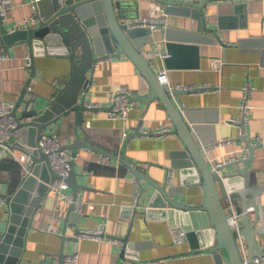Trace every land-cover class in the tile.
I'll use <instances>...</instances> for the list:
<instances>
[{
    "label": "crops",
    "instance_id": "1",
    "mask_svg": "<svg viewBox=\"0 0 264 264\" xmlns=\"http://www.w3.org/2000/svg\"><path fill=\"white\" fill-rule=\"evenodd\" d=\"M237 2L247 3L245 17L234 13L233 5ZM32 3L33 0H0V9H5L6 13L0 24V35L1 25H5L8 31L0 39L8 55L0 64V101L16 105L28 85L30 92L53 98L65 86L71 73L69 60L63 55L49 53L51 48L32 47L23 38L19 41L8 39L15 31L30 29L23 23L34 15L38 16V9L34 10ZM123 5L128 15L126 24L155 17L164 18L166 24L163 27L174 28V32L197 31L195 21L167 15L163 5L156 0H124ZM205 11L207 26L217 28L219 37L216 36L212 43H199L196 56L194 52L183 54L175 66L167 68L163 62L167 55L159 43V56H148L155 71L166 75L168 88L181 92L175 98L177 107L202 127L207 145L202 144L201 148L209 166L237 156L238 160H243L242 151L246 147L242 140L243 132L231 121L242 118L239 106L244 101L245 90H248L247 120L241 124H244L248 142L263 145L257 147L254 161L248 166L252 172L257 171L264 183V0H215ZM222 17L224 28L219 25ZM37 26L38 20L32 28ZM156 40L160 37L157 36ZM28 57L32 66L28 65ZM88 78L86 105L98 103L100 108L94 111L86 109L80 124L77 113H69L44 133L60 136L63 146H70L79 136L88 135L94 142L119 150V158L124 150L148 178L173 188L175 201L201 205L204 192L199 174L193 168H182L185 159L181 155L184 150L179 138L143 133L160 129L165 124L171 128L158 101H134L127 123L110 120L106 116L111 92L127 87L132 90V97L137 99L147 93L146 81L135 64L125 56L112 55L98 61ZM30 92H27L26 99L34 97ZM43 97L37 101L47 105L48 101ZM22 111L21 107L18 116ZM130 134L136 135L128 141ZM34 140L33 135H23L20 130L18 137L7 145L6 154L0 147L1 236L9 228L7 199L31 174L25 168L30 155L25 148ZM68 151L72 153V150ZM100 158L101 153L97 151L78 149L74 169L79 173L77 181L81 190L78 194L83 201L81 211L75 210L69 215L71 204L49 190L30 217L25 249L18 264H63L64 261L59 259L62 236L65 238V256L76 254L78 264H215L211 254L192 251L179 231L180 225L170 220L171 207L167 209L161 204L150 206L155 193L153 186L138 180L132 170L121 166L120 159L110 158L101 162ZM235 162L224 165V172L237 173L245 169L242 164L235 166ZM238 180V184L243 186V179ZM137 182L141 190L135 202ZM33 189L32 196H38L37 186ZM65 191L74 194L71 188ZM174 214L181 215L179 211ZM250 217L254 218L253 208ZM100 226L109 236L124 240V245L77 240L78 230H95ZM257 242L264 247V236L257 237Z\"/></svg>",
    "mask_w": 264,
    "mask_h": 264
},
{
    "label": "water",
    "instance_id": "2",
    "mask_svg": "<svg viewBox=\"0 0 264 264\" xmlns=\"http://www.w3.org/2000/svg\"><path fill=\"white\" fill-rule=\"evenodd\" d=\"M123 1L37 0L38 26L27 31H15L8 37L15 41L26 39L35 48L50 47L49 53L63 55L69 60L71 73L65 86L53 98H44L30 92L28 85L16 105L14 115L19 121V129L23 135H33L35 140L25 148L32 156V161L25 166L31 174L25 178L18 191L7 199L10 207L9 228L0 241V264H18L21 261L26 245L25 237L30 228V217L35 214L38 203L49 192V183L57 178L47 165V155L35 149L37 142L44 132L59 124L69 113H77L78 123L83 122V112L87 109L85 96L90 84L88 75L92 74L98 61L112 55H122L129 59L146 81L147 93L138 99L132 97V100L146 103L158 101L163 107L166 118L171 123L172 135L177 136L183 146L184 152L181 155L185 160L182 168H193L199 174V183L204 192L202 204L190 205L175 201L172 197L174 189L148 178L146 173L141 172L140 166L128 158L124 150L119 158V150H111L94 142L88 135L79 136L74 144L63 148L72 150L74 158L82 147L109 156L112 160L120 159L121 166L132 170L138 180H144L155 188L150 206L161 204L167 209L171 207L173 212H170V220L180 225L179 231L183 239L189 242L192 251L211 254L215 264H243L245 255L242 247H245V253L250 259L262 256L264 247L257 242V237L264 236V183L257 171L252 172L248 165L254 161L257 147L263 145L248 142L244 124H241L242 140L246 142L249 156L237 160L234 165L242 164L245 169L237 173H225L226 167L221 166L218 172H214L201 148L202 144L207 145L203 139L202 127L196 125L186 112L177 107L175 98L181 92L171 91L167 83H161L148 56H159V43L167 55L163 62L167 68H171L183 54L194 52L196 56L199 43H212L216 36L218 38V29L207 26L205 11L208 4L215 0H198L194 3L184 0H156L163 5L167 15L186 17L196 22V32L186 30L179 33L174 32V28L162 27L153 31L150 27L126 25L128 15ZM233 7L235 14L246 16L247 3L237 2ZM223 19L224 17L219 19L221 28H224L221 22ZM2 21L0 15V24ZM1 31L2 36L7 34L5 25H1ZM2 36L0 35V39ZM157 36L160 40H156ZM27 92L34 97L26 99ZM42 97L48 101L47 105L37 101ZM21 107L23 111L18 116ZM135 135L130 134L127 140L130 141ZM1 150L4 154L8 152L5 147H1ZM74 161L67 183L77 196L81 185L77 181L79 173L74 169ZM239 178L243 179V186L238 184ZM35 185L39 189L38 196H32ZM231 205L235 215L228 207ZM251 208L254 210L253 219L250 217ZM175 211H179L181 215L174 214ZM74 212L75 206L71 205L69 215ZM232 218L236 221L234 227L230 220ZM79 232L80 230L77 234ZM64 239L62 236L63 243L59 253L61 262L65 257Z\"/></svg>",
    "mask_w": 264,
    "mask_h": 264
},
{
    "label": "built area",
    "instance_id": "3",
    "mask_svg": "<svg viewBox=\"0 0 264 264\" xmlns=\"http://www.w3.org/2000/svg\"><path fill=\"white\" fill-rule=\"evenodd\" d=\"M32 7L34 10H37V0H33ZM38 12V10H37ZM39 14V12H38ZM0 15L2 19H5L6 13L5 9H0ZM38 20V16L34 15L32 18L27 19L24 21L23 26L26 28H32V25ZM166 20L151 17L146 18L144 20H134V21H128L126 25H134L136 27H150L153 31L160 30ZM50 49V47H49ZM8 55L2 48V44L0 41V64L4 63V61L7 59ZM28 65H31V58L28 57ZM159 80L161 83H168V80L166 78L165 74L159 75ZM133 92L131 89H128L127 87H121L119 90L111 92L108 99V105L106 108V116L110 120H122L125 123H127L129 119L130 110L134 104V101L132 100ZM248 90H245V98L243 103L239 106L242 118L240 120H232V124H237L239 129L241 130V123L246 122L247 120V112H248ZM86 108L88 111H94L95 109L100 108V105L98 103L94 104H87ZM16 109V103L9 102V101H0V147L7 148V143L12 141L13 139L17 138L19 135V121L15 117L14 112ZM145 135H151V136H157V137H166L168 135H172L171 128L167 126L166 124L163 125L162 128L156 129L153 131L143 132ZM36 150H38L40 153H43L47 155V165L48 167L56 174L57 178L55 180H52L51 183H49L48 187L51 191L55 192L60 198L64 199L66 202L70 203L71 205L75 206V210L78 212L82 209V197L80 194H77L75 196L74 194H69L65 190L69 189V184L67 183V178L70 175V170L72 168V161L74 160L73 154L70 153L68 150L63 148V145L61 143L60 136L52 134V133H43L42 137L39 139V141L36 144L35 147ZM242 151V158L246 159L249 156V149L247 147L243 148ZM109 156H105L101 154L100 161L106 162V160H109ZM240 159L238 156L233 157L229 160L219 162L218 164H212L210 166L214 172L218 171L221 166H224L228 163H232ZM32 161L31 154L28 157V162ZM136 195H135V202L138 200L139 193L141 190V187L139 183H136ZM230 209H232L233 214L235 215L233 206H228ZM231 224L232 226H236V221L232 219ZM3 236L0 235V241ZM77 240L80 239H88L92 241H102V242H108L111 244H118V245H124V240H122L119 237H112L109 236L104 228L102 226L98 227L95 230H82L80 231L77 236ZM243 253L245 255V259L243 264H264V253L262 256H257L255 258H248L246 255L245 247H242ZM78 256L76 254L67 255L64 257L63 264H78Z\"/></svg>",
    "mask_w": 264,
    "mask_h": 264
}]
</instances>
